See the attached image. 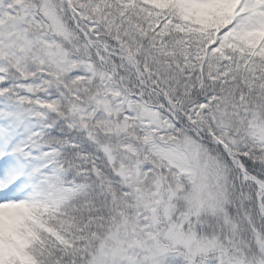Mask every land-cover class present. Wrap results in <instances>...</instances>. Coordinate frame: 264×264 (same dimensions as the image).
Wrapping results in <instances>:
<instances>
[{
	"label": "snow or ice",
	"instance_id": "snow-or-ice-1",
	"mask_svg": "<svg viewBox=\"0 0 264 264\" xmlns=\"http://www.w3.org/2000/svg\"><path fill=\"white\" fill-rule=\"evenodd\" d=\"M0 264H264V0H0Z\"/></svg>",
	"mask_w": 264,
	"mask_h": 264
}]
</instances>
